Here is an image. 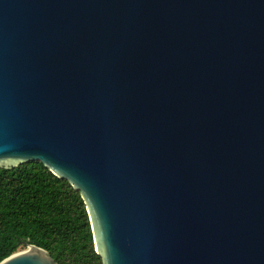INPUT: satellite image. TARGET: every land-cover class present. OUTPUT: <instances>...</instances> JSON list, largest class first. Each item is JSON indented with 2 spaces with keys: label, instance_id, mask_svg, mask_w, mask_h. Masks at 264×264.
Masks as SVG:
<instances>
[{
  "label": "water",
  "instance_id": "obj_1",
  "mask_svg": "<svg viewBox=\"0 0 264 264\" xmlns=\"http://www.w3.org/2000/svg\"><path fill=\"white\" fill-rule=\"evenodd\" d=\"M28 160L104 264H264V0H0V166Z\"/></svg>",
  "mask_w": 264,
  "mask_h": 264
},
{
  "label": "trees",
  "instance_id": "obj_2",
  "mask_svg": "<svg viewBox=\"0 0 264 264\" xmlns=\"http://www.w3.org/2000/svg\"><path fill=\"white\" fill-rule=\"evenodd\" d=\"M29 244L59 264H104L81 191L37 160L0 166V262Z\"/></svg>",
  "mask_w": 264,
  "mask_h": 264
},
{
  "label": "rangeland",
  "instance_id": "obj_3",
  "mask_svg": "<svg viewBox=\"0 0 264 264\" xmlns=\"http://www.w3.org/2000/svg\"><path fill=\"white\" fill-rule=\"evenodd\" d=\"M27 248V247H26ZM26 248H21L19 251L25 250Z\"/></svg>",
  "mask_w": 264,
  "mask_h": 264
}]
</instances>
